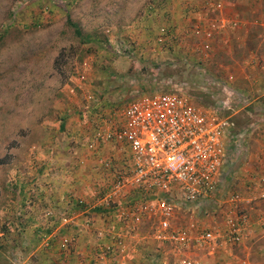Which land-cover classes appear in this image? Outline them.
I'll list each match as a JSON object with an SVG mask.
<instances>
[{
	"label": "rangeland",
	"instance_id": "rangeland-1",
	"mask_svg": "<svg viewBox=\"0 0 264 264\" xmlns=\"http://www.w3.org/2000/svg\"><path fill=\"white\" fill-rule=\"evenodd\" d=\"M215 2L223 7L219 16L239 23L214 36L204 57V39L193 27L204 28L218 16L209 7ZM161 26L171 35L162 45L155 42ZM229 76L236 97L246 102L227 115L240 131L250 133L254 123L256 138L264 136V0H0V264H34L40 247H98L102 260H112L105 247L121 240L139 264H177L183 258L196 264H264L259 186L254 193L236 187L248 203L226 202L240 173L229 172L223 181V203L204 206L208 216L198 231L211 228L222 236L228 213L249 220L243 241L223 243L215 256L156 241L157 221L147 215L135 222L142 235L118 238L115 230H106V220L96 218L103 213L92 211L93 218L80 220L75 213L84 210L75 206V187H67L79 175L95 196L104 193L111 181L102 162L108 143L94 154L87 144L102 120L119 124L133 98L171 92L198 108L216 107ZM252 134L239 149L228 147L232 160L225 172L251 169L249 154L257 148L248 142ZM190 218L178 211L171 227H187Z\"/></svg>",
	"mask_w": 264,
	"mask_h": 264
},
{
	"label": "built area",
	"instance_id": "built-area-1",
	"mask_svg": "<svg viewBox=\"0 0 264 264\" xmlns=\"http://www.w3.org/2000/svg\"><path fill=\"white\" fill-rule=\"evenodd\" d=\"M209 7L218 16L210 19L204 28L198 25L193 27V33L204 39L200 46L204 57L212 51L210 42L214 36L220 34L228 24L236 27L239 23L219 16L223 8L221 2L209 3ZM170 38L167 28L161 26L155 42L162 45ZM232 80V76H229L222 86L224 99L217 108H198L181 94H147L136 96L123 108L119 124L102 120L95 128L87 150L94 154L104 143L124 146L128 149L129 163L123 172L114 173L101 196H95L91 203L78 201V204L83 205V210L113 209L115 199L131 188L139 193L140 198L131 206L130 213L121 210L118 216L123 223L129 217L138 221L142 215L156 220L157 226L153 232L156 241L198 249L208 256L215 255L223 243H241L249 225L246 215L228 213L222 236L211 228L197 231L191 236L186 230H173L171 227V221L178 211L192 218L198 205L217 203L227 144L232 140L239 144L241 139L243 143L246 136L254 133L252 126L248 129L250 133L237 132L235 121L227 115L236 106L245 105L246 102L244 97L238 99L230 89ZM86 100L94 102L92 95H87ZM102 162L106 170L111 169L108 159ZM254 183L259 186V198L264 201V173L256 176ZM226 202L235 206L248 203L249 200L245 201L238 192H234L226 198ZM206 209L202 213L207 217ZM62 222L66 224L67 219L63 218ZM188 229L193 230L195 226L189 225ZM132 231L135 235L139 233L136 229ZM125 235L120 233L117 237L124 238ZM66 243L64 240L63 244ZM105 252V256L113 255L115 259L119 256L123 260L127 248L121 240L106 246ZM177 264L196 263L183 258ZM238 264L250 263L242 260Z\"/></svg>",
	"mask_w": 264,
	"mask_h": 264
},
{
	"label": "crops",
	"instance_id": "crops-1",
	"mask_svg": "<svg viewBox=\"0 0 264 264\" xmlns=\"http://www.w3.org/2000/svg\"><path fill=\"white\" fill-rule=\"evenodd\" d=\"M231 83L232 82L229 83L230 89H232V91L237 93L235 91V89L232 88ZM237 108L238 107H236L235 109H237ZM61 126H63V125H61ZM252 135H253L252 139L249 140V137H248V142H251L253 140L254 143L257 144V148L253 149L254 155L249 154V157H250L249 159H250V162L252 165L250 170H248L247 168H245L247 170L240 168L238 170V172H235L234 169L237 168L235 166V168H233L232 171H229L230 170L229 169V170H227V172H225L224 171L225 165L227 164V162L229 160H232L229 156L230 154H228V152H230L229 148H228L229 145L227 144V146H226L227 157L225 159L224 166L222 167V176L220 179V186H219V192H218L219 200L216 203L218 206L220 203H223L220 201V195L223 194V193H221V188L223 187V185H224L223 181L226 179L229 172H231L232 175H236V174L240 173L238 176L233 177V182H232L233 191L230 194L236 192L237 186L243 187L245 189L244 193H247V192L249 193L250 189H251V193H254V191H256V189H257L256 188L257 186L254 183V178L256 176H259V175L264 173V171H263L264 167L262 166V164L264 163V136L256 138V136H260L256 132V130L254 131V133ZM228 141H229V139H228ZM228 141H227V143H228ZM106 147H108L107 153H106L107 154L106 159H108V162L110 164L111 169L106 170L107 173H106L105 177L108 180V176H109L110 180L112 181L111 178H113V175H114V173H116V171L123 172L124 169L127 167L126 162H125V160H126L125 158L127 157V159H129V153H128V149H126V147H124V146H121V147L118 146L117 147L114 144L108 143L106 145ZM102 160H104V159H102ZM88 168H89L90 172H93L92 165L89 164ZM111 181H110V183H111ZM239 182H240V184H238ZM67 187L68 188L75 187V206H77L76 204L78 203V201H82L84 203H86V202L91 203L95 198L94 192H92L93 190L92 191L90 190L91 189L90 186H87L84 179H82L79 175L78 176L76 175L75 181H71V183H68ZM238 191H240V193L242 192L241 190H238ZM230 194L228 193V196ZM139 196L140 195L138 192L134 191L131 188H127L122 194L119 195V197H117L115 199L116 201L113 204L114 205L113 209L106 210L103 213V215H104L103 217L102 216H96V218L97 219L103 218V221L106 220V224H105L106 230L112 231V232H113V230H115L116 231V233H114L115 236L117 234H120V233L126 234L125 236L131 235V236H136V237L142 235L143 233H140V232L137 235H135V232L132 231L133 229H138L136 226V223H135L137 221H135V220L131 219V217H129L128 222H126L127 225H125L118 216V214L121 210L125 211L127 213H130L131 206L139 200V198H140ZM63 198H64L63 196L60 197L61 201L63 200ZM204 206L205 205H203V204L198 205V208H197L198 213L196 215H193L192 218H190L188 220V222H187L188 226L187 227L183 228L182 226H180V227L175 226L173 228V226H172V229L173 230H180V231L186 230L188 233L192 234L193 232L191 233V230L188 228H189V225H194L195 226L194 234H196V231H198V229H200L206 222V220H205L206 216H204L202 213V211L205 208ZM92 211H94V210H92ZM92 211H83L80 213L77 211L75 214H77V217H79L80 220L83 218L82 217L83 215H85L86 218L91 219V218H93V216L96 215V214L92 213ZM87 214H89V216H87ZM193 220H195V221H193ZM130 222H132V223H130ZM114 225L118 228H111ZM203 230H206V228L201 229V231H203ZM125 242L127 243L126 240L124 241V244H125ZM129 247L126 246L127 253H126L125 258L121 262H118V261L115 262V259L112 258V257H114L113 255H108L109 257L112 258L113 261L110 259H107V260L103 259L102 260L101 255L99 256L100 249L98 247H70L69 250H63V251H57L56 247H54V248L48 247L44 251H42L41 247L39 249L35 248L36 250H35V252H33V255H32V257L34 256V260L31 259V262H33L34 264H64L65 261H67V264H139L138 260L135 259V257L137 255H135L134 258H131L130 253H132L134 251H132ZM183 248H185L186 250L190 249L187 247H183ZM35 256H36V259H35ZM124 261H126V262H124ZM216 262H218V261H216Z\"/></svg>",
	"mask_w": 264,
	"mask_h": 264
},
{
	"label": "trees",
	"instance_id": "trees-1",
	"mask_svg": "<svg viewBox=\"0 0 264 264\" xmlns=\"http://www.w3.org/2000/svg\"><path fill=\"white\" fill-rule=\"evenodd\" d=\"M71 26L73 27V29H74V31H75V35L78 37V38H80V39H82L83 38V36H82V33H81V31L78 29V27L77 26H75L74 24H71ZM88 40V38H85L83 41H87ZM171 93V92H170ZM262 105H263V107H262V109L264 110V102L262 103ZM219 106V103H218V105L216 106V108ZM241 105H239V106H236V107H240ZM211 108H215V107H211ZM236 123V129L238 130V131H240L242 128H240V129H238L239 128V126H238V124H237V122H235ZM253 128H254V131L255 130H257V125H255L254 123L253 124H250ZM247 131V128H246V130H242V131H240L241 133H245ZM243 144H244V142L242 143V144H236V143H234V141L232 140L231 141V143L229 144V146H234L235 147V149H239L240 148V145L241 146H243ZM77 205H78V207L79 208H81V209H83V205H80V204H78L77 203ZM106 210L105 209H103V208H97V209H95L94 210V212L95 213H104Z\"/></svg>",
	"mask_w": 264,
	"mask_h": 264
}]
</instances>
